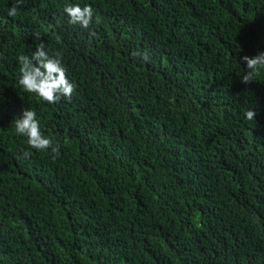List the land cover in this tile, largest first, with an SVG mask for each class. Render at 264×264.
I'll use <instances>...</instances> for the list:
<instances>
[{
  "label": "trees",
  "instance_id": "obj_1",
  "mask_svg": "<svg viewBox=\"0 0 264 264\" xmlns=\"http://www.w3.org/2000/svg\"><path fill=\"white\" fill-rule=\"evenodd\" d=\"M16 2L0 0V264H264V69L241 81L264 0H23L9 16ZM41 42L74 85L54 104L18 83ZM23 109L58 154L16 133Z\"/></svg>",
  "mask_w": 264,
  "mask_h": 264
},
{
  "label": "clouds",
  "instance_id": "obj_2",
  "mask_svg": "<svg viewBox=\"0 0 264 264\" xmlns=\"http://www.w3.org/2000/svg\"><path fill=\"white\" fill-rule=\"evenodd\" d=\"M23 0H17L8 11V15L15 17L18 13V5ZM65 13L69 16V23L80 25L87 28L93 17V9L89 5L83 8L76 5H68L64 8ZM20 76L19 85L24 91L38 95L43 101L49 104L58 103L62 97L70 98L74 91V85L66 77L67 69L62 63L59 53L51 57L45 51V45L41 42L35 47L31 57L21 55L19 58ZM241 60L246 64L247 72L241 77L242 83L248 84L255 80L261 69H264V52H258L255 56L244 55ZM245 118L249 121L255 120L257 113L248 109L244 113ZM11 123L15 126L18 135L28 138V144L31 148L38 151L51 149L53 153L58 154V148L54 146L53 138L46 136L40 125L35 110L23 109L22 115L15 118ZM25 156L30 153L25 152Z\"/></svg>",
  "mask_w": 264,
  "mask_h": 264
}]
</instances>
